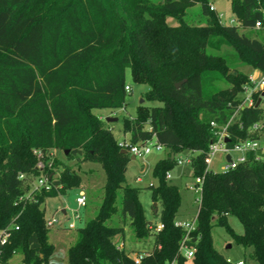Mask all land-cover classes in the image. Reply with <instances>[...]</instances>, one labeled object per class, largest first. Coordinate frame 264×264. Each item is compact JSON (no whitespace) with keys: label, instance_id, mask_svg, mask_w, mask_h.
I'll list each match as a JSON object with an SVG mask.
<instances>
[{"label":"trees","instance_id":"16d2710c","mask_svg":"<svg viewBox=\"0 0 264 264\" xmlns=\"http://www.w3.org/2000/svg\"><path fill=\"white\" fill-rule=\"evenodd\" d=\"M56 1L44 9L41 0H0V228L12 225L0 264H49L56 252L41 206L81 183L67 161L50 155L56 150L65 160L95 162L105 172L101 204L76 230L68 264H135L115 242L124 238V227L108 224L119 190L121 215L134 236L153 238L139 264H187L180 251L185 237L195 249L190 264H234L215 248L214 226L225 227L264 264V160L248 153L246 163L225 172L207 170L205 163L215 138L211 122L222 126L229 121L247 79L231 63L264 73V42L246 33L256 29L257 21L261 27L256 30L264 29V0H230L234 25L222 23L209 0ZM195 4L204 17L198 24L188 13ZM223 45L233 58L219 53ZM231 68L236 76L229 74ZM127 70L133 82L148 85L150 102L162 104L137 110L122 123L130 143L155 136L169 151L153 168L158 183L149 185L160 206H154L163 224L158 232L150 229L155 222L145 215L139 188L126 183L131 155L121 152L113 132L92 112L124 107L130 92ZM222 82L231 87L221 89ZM234 121L227 128L228 145L264 137V108L245 107ZM257 122L262 128L250 130ZM35 150L43 153V169L37 167ZM182 152H196L192 176L203 177L195 228L188 235L174 223L182 197L166 178ZM56 165L65 171L55 177ZM42 174L50 176V190L26 195L30 181ZM230 216L243 224V234L230 228Z\"/></svg>","mask_w":264,"mask_h":264},{"label":"rangeland","instance_id":"374dc122","mask_svg":"<svg viewBox=\"0 0 264 264\" xmlns=\"http://www.w3.org/2000/svg\"><path fill=\"white\" fill-rule=\"evenodd\" d=\"M41 7L46 9L49 6L56 5V0H41ZM159 1V0H155ZM213 5L217 13H221L222 22L226 25L237 24L236 21L231 22L234 16L231 12L230 0H209ZM59 4V2H58ZM57 4V5H58ZM190 12L189 18H195L196 23H201L204 19L201 14V9L198 4H195L188 10ZM170 24H176V21L169 18ZM246 33L252 37H256L260 41L264 42V29L246 31ZM228 58H233V52L227 45L221 47L220 52ZM231 67H235L236 71L244 73H250L254 71L250 66L241 64L239 62H232ZM230 71H235L233 68ZM126 84L130 86V92L128 93L125 105L118 109L109 108H93L92 112L97 114L104 125L108 127L116 137L117 141L123 138L122 123L124 117H134L137 114V110H142L146 107L162 105L160 102H150L148 100L149 87L146 84H138L132 81L131 71L127 70ZM231 87L228 82L221 83V89ZM264 106V99L262 101ZM127 136V135H126ZM128 138V136H127ZM166 148L152 149L150 153L143 157H135L131 159L127 165V171L125 173L126 183L129 185L139 188V199L142 203L145 215L148 220L154 222L158 221L159 218L154 212V201L151 196V189L149 185H156L158 178L153 175V168L155 164L165 158L168 154ZM234 158L237 153H232ZM196 152H182L176 154V159L182 158V163H176L172 170H170L171 178L168 181L176 185L180 191L182 201L178 211V217L182 220H191L195 217L198 210V199L200 197L199 191H196V178L192 176V169L190 162L186 161V158L195 156ZM57 156L58 159L67 161L71 166V170L78 174L81 178V183L78 186L67 189L64 194H58L54 197L46 198L41 208L44 209V217H54L60 223L55 224L49 228L50 242L56 246V252L49 264H68L67 252L69 246L73 243L76 237V230L83 227L85 223L93 218L101 204L103 196V185L105 182V172L102 166L95 162L90 161H78L65 160L64 156L59 151H53V157ZM224 160L225 158L221 153H217L209 165V169L214 172L224 171ZM54 175L59 176L65 171L62 165H56L53 169ZM36 185V178L30 181V189L26 192L28 195ZM80 190L86 193L87 203L85 207L78 206L76 199ZM121 190L118 191L117 199L115 204L117 210L115 214L108 220V224L123 226L125 228V236L122 238L118 236L115 238L116 244L124 243L125 249L134 255L137 250L140 249H151L153 246V238L149 237L146 240L137 239L129 224V221L123 219L121 215ZM160 208L159 204H157ZM66 211L63 212L62 210ZM79 215V219H75V215ZM230 228L237 234H243L244 226L235 217L230 216L228 219ZM74 223V228H70L69 225ZM213 244L217 250H219L226 259L232 262L243 261L245 264H260L253 256L252 248H244L241 244L237 243L234 238L226 231L223 226H214L212 229ZM231 245L228 247V245ZM191 260H187V264H190ZM15 263H19L18 261Z\"/></svg>","mask_w":264,"mask_h":264},{"label":"built area","instance_id":"2783aa9c","mask_svg":"<svg viewBox=\"0 0 264 264\" xmlns=\"http://www.w3.org/2000/svg\"><path fill=\"white\" fill-rule=\"evenodd\" d=\"M210 8L212 10H215L213 5H210ZM216 11V10H215ZM218 16L222 22V14L218 13ZM231 22L235 21L234 19L230 20ZM223 23V22H222ZM261 27L260 21H257L255 23V28L259 29ZM125 89L127 91H130V86L126 85ZM239 97V103L237 104V109H235V112L231 115L229 121L222 126H218L217 123L214 121L211 122V126L215 135L214 140L210 143L209 148L205 155V163L207 166V170L209 169V165L211 164L213 157L217 153H221L224 160V171H228L230 169H234L238 167V165L242 163H246L248 161L247 154L251 153L253 154V158L255 161H263L264 160V137L261 138H244V139H238L235 141L232 145H228L229 141H226V139H231V135L228 132L227 128L229 125L235 123L234 118L239 110L245 108V107H262V101L264 99V73L258 69H254V71L247 74V79L245 83L242 85V88L238 94ZM258 104V105H257ZM240 125V123H239ZM262 128V123L257 122L254 123L250 130H260ZM118 146L121 147V149H125L126 152H128L130 155H134L135 157H143L151 152L152 149H162L164 148L161 144H159L156 141L155 136H153L151 139L145 141V142H138L135 144L130 143L126 139H121L118 141ZM237 153V156L234 158L232 153ZM35 153L40 158V160L37 163V167L40 169L44 168V162L41 160V157L43 156V153L41 150H35ZM50 155L53 157V153H50ZM227 155H230V160H227ZM177 163H182L183 159L178 158L176 159ZM187 162L191 163V158H186ZM53 163V158L50 159L49 165L51 166ZM24 175H20L22 178ZM166 178H171L170 172L166 174ZM203 177H196V191H199L201 193V183H202ZM50 183V176H47L46 174H42L41 176L36 178V185L32 189V191H42V190H50L51 188ZM31 191V192H32ZM29 193L28 195H30ZM76 202L78 206L85 207L87 203V197L86 193L83 190H80L76 199ZM75 219H79V215L74 216ZM60 223L57 219L54 217L45 219V224L47 228L53 227L55 224ZM175 225L178 227L183 228L186 231V234L188 235L189 232H191L195 228V218L191 220H182L179 218H176ZM70 228H74V223H71L69 225ZM15 229H18V226L14 227ZM163 228V224L160 221L155 222L150 226V229L154 232H158ZM12 234V225H9L4 228H0V254H1V246H3L8 239L11 237ZM187 237L184 238L183 242L180 246V251L182 255L187 259L191 260L194 256L195 249L193 247H190L186 242ZM117 248H123V244L119 243L117 244ZM147 251H138L135 252L134 255H131L133 261L135 264H139L146 256H148ZM229 262H232L231 260L227 259ZM234 264H245L243 261H237L233 262ZM19 264V263H15ZM45 264V263H42ZM168 264H174V262L168 263Z\"/></svg>","mask_w":264,"mask_h":264},{"label":"water","instance_id":"95a60500","mask_svg":"<svg viewBox=\"0 0 264 264\" xmlns=\"http://www.w3.org/2000/svg\"><path fill=\"white\" fill-rule=\"evenodd\" d=\"M229 74H231V75H237V72H234V71H229ZM180 83H177L176 84V86H178ZM258 105V104H257ZM226 141H229V139H226ZM121 152L122 153H126V150L125 149H121ZM67 153V152H66ZM135 158V156L134 155H131V159H134ZM227 160H230V155H227ZM157 204L156 203H154V206H156ZM154 212L156 213V209L154 210ZM231 245L229 244L228 245V247H230Z\"/></svg>","mask_w":264,"mask_h":264},{"label":"crops","instance_id":"0c3cea01","mask_svg":"<svg viewBox=\"0 0 264 264\" xmlns=\"http://www.w3.org/2000/svg\"><path fill=\"white\" fill-rule=\"evenodd\" d=\"M126 135L128 136V134H123V138L122 139H127V136ZM62 211L65 212L66 210L63 209ZM154 222H156V221H154ZM124 230H125V228H124ZM122 244H123V247H125V244L123 242H122ZM148 250H150V249H140V250H137L136 252H138V251H148Z\"/></svg>","mask_w":264,"mask_h":264}]
</instances>
